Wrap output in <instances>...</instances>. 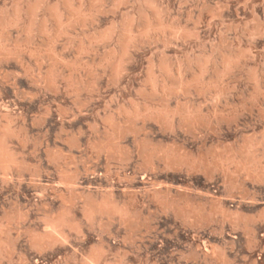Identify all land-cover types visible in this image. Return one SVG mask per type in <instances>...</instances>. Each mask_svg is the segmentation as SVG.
I'll return each instance as SVG.
<instances>
[{"label": "rangeland", "instance_id": "374dc122", "mask_svg": "<svg viewBox=\"0 0 264 264\" xmlns=\"http://www.w3.org/2000/svg\"><path fill=\"white\" fill-rule=\"evenodd\" d=\"M152 1L0 0L15 18L0 139L19 162L0 169V264H84L99 247V264H264V0ZM55 7L73 18L60 35ZM104 196L133 217L88 218ZM65 208L82 232L34 244Z\"/></svg>", "mask_w": 264, "mask_h": 264}, {"label": "bare ground", "instance_id": "6f19581e", "mask_svg": "<svg viewBox=\"0 0 264 264\" xmlns=\"http://www.w3.org/2000/svg\"><path fill=\"white\" fill-rule=\"evenodd\" d=\"M145 1V0H144ZM146 1H148V4L147 5H149V6H151V8L153 7V8H155V7H157V4L156 5H154V3L155 2H153L152 0H146ZM69 2V1H68ZM93 2V1H92ZM69 5V4H68ZM144 5H146V3H144ZM155 6V7H154ZM72 7V6H71ZM74 7V6H73ZM72 7V8H73ZM36 8H37V5L36 6H33L32 7V10H31V14H34V12L36 11ZM74 9V8H73ZM156 9V8H155ZM158 9V8H157ZM53 13H54V15H55V17L57 18V21H58V33H59V35H60V31L62 32V30H60V29H62V27L63 26H65V24H67L68 25V23H69V25H71V23H70V21L72 22L73 21V18L72 19H65L64 18V16H63V14L61 13V11H60V9L58 8V7H55L54 8V10H53ZM76 18H78V19H80V18H83L82 16V13H81V10L80 9H75L74 10V14H73ZM72 15V16H73ZM157 15V14H156ZM12 17V16H11ZM54 17V18H55ZM20 18V17H19ZM48 18V17H47ZM67 18V17H66ZM51 21V20H50ZM15 22V18L13 19V17L11 18V19H1L0 18V39H2V41H3V37H4V31H5V29L8 27V26H10V25H12L13 23ZM41 23V22H40ZM73 23V22H72ZM153 22H151V20L150 21H148L147 22V27H146V32L147 31H149L151 28H152V26H154V24H152ZM158 23V22H157ZM160 23V22H159ZM57 24V23H56ZM68 25V26H69ZM145 25V24H144ZM158 25V24H157ZM159 25H162V23H160ZM163 26H165V25H163ZM130 27V28H129ZM129 27H126V29H125V38H126V41H127V43L129 44V43H131L132 41H134L135 39H136V34L134 33V30H132L131 29V26H129ZM167 27V26H166ZM33 28H34V25H33V23H31L30 24V26H29V28H28V32L30 33V34H32L31 32L33 31ZM54 28V27H53ZM154 28V27H153ZM168 28H170V26L168 27ZM27 29V28H26ZM64 29V28H63ZM39 30V29H38ZM41 30L43 31V32H46V31H48V29H47V27H46V25L44 24V25H42L41 26ZM55 30V29H54ZM151 30H153V29H151ZM159 30V29H158ZM2 31H3V36L1 35V33H2ZM65 32V30L62 32V33H64ZM147 34V33H146ZM181 34V33H180ZM59 35H58V37H59ZM123 35V34H122ZM191 35V34H190ZM52 36V35H51ZM56 36V35H55ZM142 36V35H141ZM2 37V38H1ZM56 38H57V36H56ZM52 40H54L53 38H52ZM56 40V39H55ZM88 40V39H87ZM1 40H0V48L2 47V45H3V42H2ZM1 42H2V45H1ZM122 42V41H121ZM86 44V43H85ZM127 44V45H128ZM16 45V44H15ZM129 47V46H128ZM128 47H124V49L125 50H123V53L126 51L127 52V50H126V48H128ZM15 48V47H14ZM126 52L124 53V55H126ZM15 54V53H14ZM239 58V57H238ZM114 59V58H113ZM231 59V58H230ZM234 59V58H233ZM231 61V60H230ZM230 61H229V58L227 59V61H226V72H227V70H228V68L227 67H231V65H230ZM119 62H121L122 63V59L119 61ZM209 63V62H208ZM225 64V63H224ZM119 65V72L118 73H120V70H121V72H122V66H123V63L121 64V67H120V63L118 64ZM179 65V64H178ZM230 65V66H229ZM224 66V65H223ZM170 67V66H169ZM208 68V67H207ZM154 69V68H153ZM174 69V68H173ZM177 69V68H176ZM200 69V68H199ZM225 69H224V72H225ZM176 71H178V70H176ZM163 72V71H162ZM170 72V71H169ZM180 72V71H179ZM195 72V71H194ZM223 72V73H224ZM182 73V72H181ZM155 74V73H154ZM153 74V75H154ZM172 74V73H171ZM175 74L176 73H174V76H175ZM179 76V75H178ZM195 76V75H194ZM52 78V77H51ZM180 78V77H179ZM53 79V78H52ZM183 79V78H182ZM193 79H195V77L193 78ZM191 80V79H190ZM158 81V80H157ZM183 81V80H182ZM181 81V82H182ZM187 81V80H186ZM199 81V80H198ZM167 82V81H166ZM192 82V81H191ZM162 83V82H161ZM165 83V82H164ZM189 83V82H188ZM163 84V83H162ZM166 84V83H165ZM164 84V86H163V88H165V89H168V85H165ZM56 85V84H55ZM161 85V84H160ZM155 86H157V85H155ZM159 87V86H158ZM176 87V86H175ZM174 87V88H175ZM206 87V86H205ZM160 89H161V87H160ZM159 89H157V91H158ZM180 90V89H179ZM182 90V89H181ZM162 91V90H161ZM165 97V96H164ZM148 105V104H147ZM150 106V105H149ZM136 108V107H135ZM149 108V107H148ZM152 109V108H151ZM141 110V111H140ZM169 110H170V108H169ZM186 110V109H185ZM129 111V110H128ZM145 111V110H144ZM142 109L141 108H137L135 111H134V113H133V117L134 118H139L141 115H142ZM164 112H166V111H163V113ZM189 113V112H188ZM168 114H169V112H167L166 114H165V116L167 115L168 116ZM126 125V124H125ZM111 127V126H110ZM116 127V126H115ZM119 128V127H118ZM118 128H116V129H118ZM114 131H115V129H114ZM119 131H120V129H119ZM115 134H117L116 132H115ZM7 136V135H6ZM113 136H116V135H113ZM118 136V135H117ZM7 139L5 138V136H3V138H1L0 139V169H2V170H4L5 172H10L13 168H15V167H17V166H19V162H18V159L15 157V155L16 154H14L13 152H11V150L9 149L10 147H8V145H7V141H6ZM9 144V143H8ZM111 147V146H110ZM71 149V148H70ZM109 149V148H108ZM101 150V149H100ZM145 150V149H144ZM107 153V152H106ZM159 155V154H158ZM77 157V156H76ZM245 161V160H244ZM243 162V161H242ZM196 170V169H195ZM87 171V170H86ZM108 171V170H107ZM6 173V174H7ZM9 174V173H8ZM36 176V175H35ZM76 174H73V175H68V174H64V176H63V179L65 180V182L70 186V187H72V188H76L75 186H76ZM122 180V179H121ZM38 182V181H37ZM150 182V181H149ZM159 182V181H158ZM82 183V182H81ZM164 185V184H163ZM66 186V185H65ZM48 189V188H47ZM71 189V188H70ZM167 194V193H166ZM107 195V194H106ZM163 199V198H162ZM96 201V200H95ZM159 201V200H158ZM74 203V202H73ZM76 203V202H75ZM124 204V203H123ZM133 204V203H132ZM85 205V204H84ZM134 205V204H133ZM163 205V204H162ZM165 205H166V207H172L173 206V204L172 203H170V202H168V201H166L165 202ZM175 207V206H174ZM85 208V207H84ZM10 211V210H9ZM76 211V210H75ZM132 211V210H131ZM131 211L129 210V208L127 207V206H120L118 203H117V201L114 199L113 200V197H105L104 196V198L100 201L99 200V202H95V203H91V204H89L86 208H85V210H84V213H85V215L88 217V218H90V219H93L96 215H99V214H101V215H103V214H105V215H115V214H120L125 220L124 221H128L130 218H132L133 216H132V213H131ZM143 211V210H142ZM19 212V211H18ZM23 212V211H22ZM60 213H58V214H56V215H53V216H48L47 217V223H48V229H47V231H45V233L44 234H42V233H33V243L34 244H37V245H41V246H51V245H53V244H56V243H62V244H66L67 243V241H68V235H67V233H66V231H65V229L67 228V227H69V228H71V229H74V230H76L77 232H79V233H81L82 232V228H81V226H80V224L78 223V221L76 220V218H72V217H70L71 215H70V211L68 212V209H63L62 211H59ZM151 213V212H150ZM134 214V213H133ZM104 216V215H103ZM19 217H21V214L19 215ZM101 217V216H100ZM119 217V216H118ZM23 218H25V217H23ZM22 217H21V219H23ZM109 218V217H108ZM121 218V217H120ZM109 220V219H108ZM113 220V219H112ZM121 221V220H120ZM108 222V221H107ZM110 222H111V219H110ZM109 222V223H110ZM117 222V221H116ZM119 222V221H118ZM140 222V221H139ZM138 222V223H139ZM133 224L135 223V221L134 222H132ZM137 223V222H136ZM137 223V224H138ZM146 223V222H145ZM9 224V223H8ZM115 224V223H114ZM83 225V224H82ZM128 225V224H127ZM136 225V224H135ZM134 225V226H135ZM8 226V225H7ZM125 226V225H124ZM131 226H132V224H131ZM130 226V228L132 229V227ZM139 226V225H138ZM107 227V226H106ZM136 227V226H135ZM129 228V229H130ZM139 228V227H138ZM6 229V228H5ZM134 229V228H133ZM108 230V229H107ZM134 231V230H133ZM137 231V230H136ZM146 231H147V229H146ZM110 232V231H109ZM135 232V231H134ZM6 233H7V231H6ZM140 233V232H139ZM147 233V232H146ZM1 234V233H0ZM110 234V233H109ZM133 237L135 236V235H133V234H131ZM129 236H130V234H129ZM83 237V236H82ZM136 237V236H135ZM17 238V237H16ZM164 238V237H163ZM86 240V239H85ZM150 240V239H149ZM5 241V240H4ZM138 241V240H137ZM1 242V241H0ZM105 242V241H104ZM3 243V242H2ZM2 243H1V245H2ZM5 244V243H4ZM6 244H7V242H6ZM103 244V243H102ZM135 245V244H134ZM5 246V245H4ZM0 249H1V247H0ZM2 250V249H1ZM109 250V249H108ZM148 250V249H147ZM193 250V249H192ZM93 252H92V255H91V257L90 258H88V259H86L85 260V263L84 264H99V261H100V259H101V256L104 254V252H105V250H104V248H102V247H99V248H96V249H94V250H92ZM199 251V250H198ZM12 252V251H11ZM0 253H1V251H0ZM188 253V252H187ZM222 253V252H221ZM190 254V253H189ZM196 254V253H195ZM195 254H193V255H195ZM206 254H208V253H206ZM184 255H186V254H184ZM247 255V254H246ZM191 256V255H190ZM235 256H237V255H235ZM239 256V255H238ZM238 256H237V258H238ZM240 256H242V255H240ZM251 256V255H250ZM204 257V256H203ZM210 257V256H209ZM230 257H232V256H230ZM249 257V256H248ZM148 258V257H147ZM182 258V257H181ZM190 258V257H189ZM194 258V257H193ZM192 258V259H193ZM240 258V257H239ZM188 259V258H187ZM216 259V258H215ZM220 259H221V261L223 262V264H232V259L231 258H229L228 256H226L225 254H222V255H220ZM236 259V258H235ZM247 259V257H245V260ZM150 260V259H149ZM158 260V259H157ZM211 260V259H210ZM214 261V260H213ZM233 261H235L234 260V257H233ZM250 261V260H249ZM109 262V261H108ZM117 262V261H116ZM151 262V261H150ZM198 262V261H197ZM252 262V261H251ZM119 263H121V262H119ZM147 263H148V261H147ZM153 263V262H152ZM156 263V262H155ZM208 263V262H207ZM246 263V262H245ZM188 264V263H187ZM238 264H240V263H238ZM241 264H243V263H241ZM252 264V263H251ZM253 264H258L257 262H255V263H253Z\"/></svg>", "mask_w": 264, "mask_h": 264}]
</instances>
